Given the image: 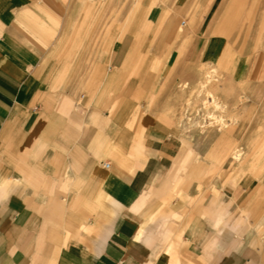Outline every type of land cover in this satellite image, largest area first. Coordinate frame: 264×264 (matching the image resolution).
<instances>
[{"label":"crops","instance_id":"1","mask_svg":"<svg viewBox=\"0 0 264 264\" xmlns=\"http://www.w3.org/2000/svg\"><path fill=\"white\" fill-rule=\"evenodd\" d=\"M94 1L0 0V264H250L236 238L251 223L220 238L228 214L202 188L181 228L171 199L172 186L202 183L186 154L184 177L172 175L184 153L174 85L206 63L235 82L240 58L222 62L219 37L174 32L158 5L121 32L135 0ZM211 137L220 169L234 131Z\"/></svg>","mask_w":264,"mask_h":264},{"label":"rangeland","instance_id":"2","mask_svg":"<svg viewBox=\"0 0 264 264\" xmlns=\"http://www.w3.org/2000/svg\"><path fill=\"white\" fill-rule=\"evenodd\" d=\"M90 1L91 9L94 11L95 1ZM104 1L109 0H102V4ZM257 1L135 0L127 18L123 19L121 30V32L126 30L129 21H141L146 6L158 5L171 15L170 28L174 29V32L183 33L187 38L198 34L219 37L227 48L222 54V62L228 54L236 59L240 58L245 74L235 82L224 80L221 66L217 63H206L202 72L193 81L182 78L174 85L172 91L177 92L178 96L182 94L183 102L177 106L178 112L172 124L184 153L181 157L175 158V166L181 168L172 169V175L183 176L185 168H182L184 164L181 163L183 155L186 154V160L192 166L194 164L199 166L189 168L188 176L202 177V183L194 184L191 179V184L172 186L175 192L171 199L178 198L182 202L179 217L181 228L184 226L183 220L186 221L194 215L192 209H189L190 200L202 188L204 198H201V202L203 201L204 205L222 207L221 212L228 214L220 218L222 224L220 238L224 237L237 222L251 223V226L236 238V245L244 246L240 250L249 256L250 264H264V0ZM222 11L228 14L224 17V22L218 26L217 21L208 30L212 18ZM107 17L108 20L112 19L114 13L108 11ZM181 20L185 23L180 24ZM75 43L81 48L82 41ZM95 49L92 47V51ZM224 85L226 88L222 89ZM75 91L83 93L82 88ZM207 91L214 94L219 101L218 106L204 107L203 101ZM60 92L62 93L61 90ZM242 96L248 98L244 99ZM207 122L215 124L213 127L218 126L217 123L219 125L222 123V127L225 125L224 129L228 128L229 131L233 129L231 132L234 131V142L231 147L235 143L239 144L238 149L241 151L239 160H235L234 156H228L230 147L220 161V165L225 162L224 166L219 169L218 163L212 161V157L207 154L214 147V137H208V132L198 128L201 123ZM228 163L233 164V167H228ZM211 185L213 188H210ZM180 188L184 192L176 190ZM185 192L190 195L184 202L182 194L185 195ZM203 220L217 232L218 227L214 225L213 217L203 214ZM251 237L253 243L247 241Z\"/></svg>","mask_w":264,"mask_h":264},{"label":"bare ground","instance_id":"3","mask_svg":"<svg viewBox=\"0 0 264 264\" xmlns=\"http://www.w3.org/2000/svg\"><path fill=\"white\" fill-rule=\"evenodd\" d=\"M251 1V0H250ZM257 1V0H256ZM259 1V0H258ZM257 1V2H258ZM241 4V3H240ZM260 4V3H259ZM255 8V7H254ZM250 10V9H249ZM260 10V9H259ZM250 12V11H249ZM241 13H242V11H241ZM170 16V15H169ZM219 16V17H218ZM218 16H217V20L216 21H218L219 22V25L220 24H222L223 22H224V20H225V18L224 17H227L228 16V14H225V12L224 11H222V12H220V15L218 14ZM252 16V15H251ZM241 17V16H240ZM231 18V17H230ZM243 18V17H242ZM224 19V20H223ZM167 21H169V20H167ZM167 23V22H166ZM165 23V24H166ZM181 23H183V21L181 22ZM167 25V24H166ZM221 27V26H220ZM208 82H209V79H208ZM207 83V82H206ZM205 83V84H206ZM204 87H205V85H204ZM243 97V96H242ZM244 99L245 98H248V97H243ZM246 103V102H245ZM244 103V104H245ZM218 104H219V101H217V99L215 98V96H214V94L212 93V92H210V91H207L206 92V98L204 99V101H203V105H204V107H208L209 105H214V106H218ZM249 107V106H248ZM210 116V115H209ZM208 117V116H207ZM209 118V117H208ZM211 118V117H210ZM209 118V119H210ZM213 118V117H212ZM212 121V120H211ZM217 121V120H216ZM213 122V121H212ZM215 122V121H214ZM213 122V123H214ZM205 123V122H204ZM211 122H207L206 124H200L199 126H198V128H200V130L201 131H206V132H208V137H211V135L212 134H216V133H220L221 134V132L222 133H225V134H228V133H230L233 129H231L230 131H229V129L227 128V129H224L223 127H225V125L222 127V123H220V125H219V123H217L216 125H218V126H216V127H213V126H215V124H210ZM201 128H204V130L203 129H201ZM199 130V129H198ZM199 130V131H200ZM221 131V132H220ZM205 135V134H204ZM238 143H235L234 145H233V147H231V149H230V151L228 152V156H234V159L235 160H239L240 159V154H241V151H239V149H238ZM232 158V157H231ZM233 159V158H232ZM221 168V167H220Z\"/></svg>","mask_w":264,"mask_h":264},{"label":"built area","instance_id":"4","mask_svg":"<svg viewBox=\"0 0 264 264\" xmlns=\"http://www.w3.org/2000/svg\"><path fill=\"white\" fill-rule=\"evenodd\" d=\"M103 166H104V167H108V163H104Z\"/></svg>","mask_w":264,"mask_h":264}]
</instances>
